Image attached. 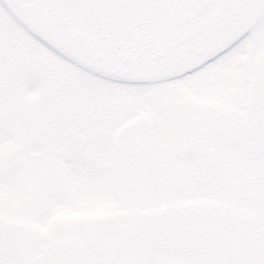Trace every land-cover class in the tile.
Segmentation results:
<instances>
[{"label": "snow or ice", "instance_id": "obj_1", "mask_svg": "<svg viewBox=\"0 0 264 264\" xmlns=\"http://www.w3.org/2000/svg\"><path fill=\"white\" fill-rule=\"evenodd\" d=\"M0 264H264V0H0Z\"/></svg>", "mask_w": 264, "mask_h": 264}]
</instances>
